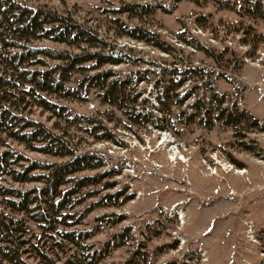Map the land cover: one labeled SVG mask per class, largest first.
Instances as JSON below:
<instances>
[{
    "label": "rangeland",
    "instance_id": "1",
    "mask_svg": "<svg viewBox=\"0 0 264 264\" xmlns=\"http://www.w3.org/2000/svg\"><path fill=\"white\" fill-rule=\"evenodd\" d=\"M20 1L69 14L127 51L131 60L112 67L144 74L136 87L145 88L141 96L152 104H157L154 82L162 78L165 66L197 65L203 77L187 80L179 90L213 79V88L227 93V103L236 100L239 108L257 117L258 127L264 126V21L238 12L240 0H161L168 10L155 7L142 15L115 13L111 8L145 0ZM116 17L158 31L171 44V51L118 34ZM189 38L209 51L193 47L186 41ZM33 43L79 51L50 39ZM82 77L75 73L71 83ZM56 99L81 112L105 110L113 118L108 125L120 141L94 140L79 126H68L47 111L33 108L49 126L55 120L65 128L78 149L102 150L108 163L121 168L110 190L127 185L132 197L118 207L94 208L80 224L96 225V233L87 240L94 244L130 227L126 241L105 261L122 264L139 249L144 255L139 264H264V129L251 127L248 121L237 129L220 123L211 127L183 124L172 114L163 116L161 123L166 127L158 129L149 122L129 119L114 106L99 104L94 90L87 99ZM191 101L188 97L180 107L172 108L177 111ZM241 134L245 140L252 139L253 151L242 148ZM256 150L261 153L256 155ZM103 212L124 214V218L114 224L95 220ZM171 242L175 245L165 246Z\"/></svg>",
    "mask_w": 264,
    "mask_h": 264
},
{
    "label": "trees",
    "instance_id": "2",
    "mask_svg": "<svg viewBox=\"0 0 264 264\" xmlns=\"http://www.w3.org/2000/svg\"><path fill=\"white\" fill-rule=\"evenodd\" d=\"M236 3L238 12L264 21L263 1ZM155 7L168 10L161 0L130 1L111 10L142 15ZM114 22L118 34L171 51V44L158 31L117 17ZM40 39L79 51L33 43ZM186 41L209 51L196 39ZM129 60L127 51L69 14L45 5L0 0V264H115L104 259L128 238L130 227L125 226L94 244L87 240L96 233V225L80 226L94 208L118 207L132 197L126 192L127 185L110 190L118 182L114 177L121 168L108 163L102 150L78 149L65 128L55 120L51 126L40 120L34 107L68 126H79L94 140L116 143L120 141L108 125L111 114L77 111L56 98L87 99L94 90L99 104L114 106L129 119L149 122L158 129L166 127L161 123L166 114L179 117L183 124L211 127L220 123L237 129L248 121L249 126L258 127L257 117L239 108L236 100L227 103V93L214 89L213 79L179 90L187 80L203 77L197 65L165 66L162 78L154 82L157 104H152L141 96L145 88L136 87L144 74L112 67ZM75 73L83 77L71 83ZM188 97L192 101L184 107L172 108L180 107ZM243 137L245 134L238 140L242 148L253 151L252 139ZM123 218L124 214L103 212L95 220L114 224ZM142 258L143 252L136 249L122 264H139Z\"/></svg>",
    "mask_w": 264,
    "mask_h": 264
}]
</instances>
